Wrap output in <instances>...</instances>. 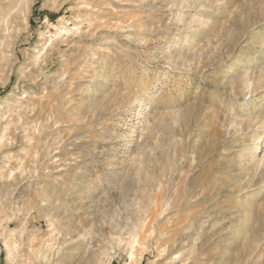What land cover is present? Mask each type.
I'll return each instance as SVG.
<instances>
[{
  "label": "rangeland",
  "instance_id": "374dc122",
  "mask_svg": "<svg viewBox=\"0 0 264 264\" xmlns=\"http://www.w3.org/2000/svg\"><path fill=\"white\" fill-rule=\"evenodd\" d=\"M0 264H264V0H0Z\"/></svg>",
  "mask_w": 264,
  "mask_h": 264
}]
</instances>
